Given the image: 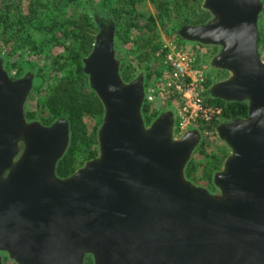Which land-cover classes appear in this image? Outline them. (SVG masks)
<instances>
[{
  "label": "water",
  "instance_id": "1",
  "mask_svg": "<svg viewBox=\"0 0 264 264\" xmlns=\"http://www.w3.org/2000/svg\"><path fill=\"white\" fill-rule=\"evenodd\" d=\"M203 7L212 17L178 34L220 47L212 65L231 75L210 96L248 105L246 117L216 127L231 150L214 175L219 194L184 177L198 131L174 139L171 112L144 123L143 77L122 80L114 26L100 21L83 59L104 108L99 154L69 176L55 172L69 141L67 120L26 121L31 76L12 79L0 62V252L16 264H82L86 254L94 264H264L261 4L204 0Z\"/></svg>",
  "mask_w": 264,
  "mask_h": 264
},
{
  "label": "rangeland",
  "instance_id": "2",
  "mask_svg": "<svg viewBox=\"0 0 264 264\" xmlns=\"http://www.w3.org/2000/svg\"><path fill=\"white\" fill-rule=\"evenodd\" d=\"M163 1L80 0L71 8L60 12L45 11L37 19L36 25H31L27 22L30 0H13L12 3L4 0L3 3L11 5L13 11L10 12L9 26L6 29L0 28V62L12 79L31 76V88L23 106L26 121L50 125L57 119L64 118L50 116L44 104L51 86L76 66H82L83 70V59L92 50L99 32V22L112 23L114 55L119 65V74L124 70L134 73L132 80L139 75L143 77L142 106H148L153 120L164 112L173 114L174 139L181 138L188 131H198L199 141L184 167V177L211 194H219V189L213 182L214 175L223 169L226 158L231 154L230 148L216 131V127L225 121L205 123L185 120L182 95L172 86L174 67L171 62L180 56L185 59L188 70L183 74L186 78L185 86L189 87L186 97L196 93L208 99L210 87L226 80L231 73L212 65V60L220 51L219 46L186 41L178 34L182 26L193 25L188 22L200 15L202 10L207 11L203 7L204 0H165L170 3V7L168 14L162 16L157 4ZM259 1L261 9L257 18V48L264 61V0ZM84 17L88 18L90 27L85 26L87 22ZM211 17L209 13L208 19L199 24L206 23ZM40 19L42 22L39 23ZM68 21L77 23L74 36L70 35L72 26L69 24L64 28L51 26L53 23ZM89 39L92 41L90 47L85 46L88 50L82 56L72 58L73 52ZM83 74L89 89L93 91L88 76L84 72ZM188 82H192V85H186ZM103 117L104 108L100 116H83L87 134L94 133L95 139L93 143L85 144L77 150L73 157L76 166L73 172L98 156V131ZM152 121L144 123L148 126ZM22 148L20 145V151ZM0 258L1 264H16L5 252H0ZM89 262L94 264L91 255Z\"/></svg>",
  "mask_w": 264,
  "mask_h": 264
},
{
  "label": "trees",
  "instance_id": "3",
  "mask_svg": "<svg viewBox=\"0 0 264 264\" xmlns=\"http://www.w3.org/2000/svg\"><path fill=\"white\" fill-rule=\"evenodd\" d=\"M4 0H0V28L6 29L11 21V5L3 3ZM13 2V0H9ZM80 0H30V15L27 22L31 25H36L37 19L45 14V11L60 12L65 9H69ZM160 14L167 15L170 3L160 2L157 4ZM15 16V15H14ZM209 17V13L202 10L200 15H196L190 22L193 25L206 21ZM87 22L85 26L90 27L88 18L84 17ZM42 22V20H38ZM71 25L72 30L70 35L74 36L76 32L75 21H68L66 23H53L51 26H59L64 28L66 25ZM90 39L87 43L82 44L77 51L73 52L72 58H78V55L82 56V53L86 52L90 47ZM76 61V60H74ZM73 61V62H74ZM133 72L120 71V75L124 81H131L133 78ZM210 104H216L222 107V121H229L238 118H244L247 116V102L244 101H232L226 102L218 98L208 97L207 100ZM46 108L49 111L50 116L53 118L64 117L69 124V144L63 157L58 161L55 172L60 177H66L70 175L76 166L74 165L73 157L76 155L77 150L80 147L93 143L95 134H87L86 125L83 122L84 115L100 116L103 112V107L93 91H91L87 85V80L83 74L82 66H76L75 69L69 70L62 78L54 83L48 95L44 101ZM142 117L144 121H152L151 115H149V108L143 104L141 108ZM26 116H28L26 114ZM90 255H85L83 264H90Z\"/></svg>",
  "mask_w": 264,
  "mask_h": 264
},
{
  "label": "built area",
  "instance_id": "4",
  "mask_svg": "<svg viewBox=\"0 0 264 264\" xmlns=\"http://www.w3.org/2000/svg\"><path fill=\"white\" fill-rule=\"evenodd\" d=\"M174 67L173 85L177 92H180L182 95V110L186 114V121H202L205 123L209 122H220L222 120L223 109L221 106L216 104H210L203 97H200L198 94H191L186 97L185 93L189 87L185 86L186 78L183 74L184 71L188 70L187 64L184 57L180 56L178 59L171 62ZM186 85H192V82H188Z\"/></svg>",
  "mask_w": 264,
  "mask_h": 264
}]
</instances>
